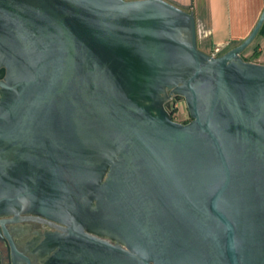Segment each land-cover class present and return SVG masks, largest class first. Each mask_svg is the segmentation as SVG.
<instances>
[{"label":"water","instance_id":"obj_1","mask_svg":"<svg viewBox=\"0 0 264 264\" xmlns=\"http://www.w3.org/2000/svg\"><path fill=\"white\" fill-rule=\"evenodd\" d=\"M263 25L214 57L166 0H0L9 264L26 221L55 231L40 264H264Z\"/></svg>","mask_w":264,"mask_h":264},{"label":"crops","instance_id":"obj_2","mask_svg":"<svg viewBox=\"0 0 264 264\" xmlns=\"http://www.w3.org/2000/svg\"><path fill=\"white\" fill-rule=\"evenodd\" d=\"M193 12L197 20L198 44L201 51L220 55L246 40L257 25L263 11L264 0H166ZM251 62L264 64V35H258L243 54Z\"/></svg>","mask_w":264,"mask_h":264},{"label":"flooded vegetation","instance_id":"obj_3","mask_svg":"<svg viewBox=\"0 0 264 264\" xmlns=\"http://www.w3.org/2000/svg\"><path fill=\"white\" fill-rule=\"evenodd\" d=\"M0 72V77H1ZM174 96L170 98L169 102H173ZM178 104V103H177ZM186 106V105H185ZM190 122V121H189ZM187 122V123H189ZM184 123V124H187ZM25 216V215H23ZM4 218H0L2 220ZM7 228L9 229L12 237L15 240V243L18 247V249L21 252H25L27 256L31 258L33 261V264H40L45 259V251L40 247V244L42 240L44 239L45 235L48 233H54L55 231L52 230L47 225H44L40 222L35 221H26L21 223H14L7 225ZM61 235L62 232H59ZM4 237V234L0 233V251L3 254V257L5 258L4 264H9L8 259V246L5 242H3L1 239ZM102 238V237H100ZM102 239H105L113 244H117L116 241L110 240L107 237H104ZM123 248L126 249V246L124 244H121Z\"/></svg>","mask_w":264,"mask_h":264},{"label":"rangeland","instance_id":"obj_4","mask_svg":"<svg viewBox=\"0 0 264 264\" xmlns=\"http://www.w3.org/2000/svg\"><path fill=\"white\" fill-rule=\"evenodd\" d=\"M174 117V119H176V121L179 123L184 124L190 121V116L184 102H180L177 104V109Z\"/></svg>","mask_w":264,"mask_h":264},{"label":"built area","instance_id":"obj_5","mask_svg":"<svg viewBox=\"0 0 264 264\" xmlns=\"http://www.w3.org/2000/svg\"><path fill=\"white\" fill-rule=\"evenodd\" d=\"M221 51H222V48H216L215 51H214V54L212 56H214V57L220 56ZM174 102H175V100L173 101V103ZM176 109H177V104L173 105V107L170 110L171 116H172L174 121H176V119H174L175 118L174 115H175Z\"/></svg>","mask_w":264,"mask_h":264},{"label":"trees","instance_id":"obj_6","mask_svg":"<svg viewBox=\"0 0 264 264\" xmlns=\"http://www.w3.org/2000/svg\"><path fill=\"white\" fill-rule=\"evenodd\" d=\"M260 35H264V25H263V27H262V29L260 31Z\"/></svg>","mask_w":264,"mask_h":264}]
</instances>
